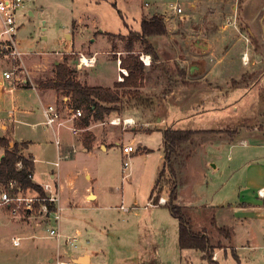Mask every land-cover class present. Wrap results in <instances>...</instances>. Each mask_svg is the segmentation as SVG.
<instances>
[{
  "label": "rangeland",
  "instance_id": "obj_1",
  "mask_svg": "<svg viewBox=\"0 0 264 264\" xmlns=\"http://www.w3.org/2000/svg\"><path fill=\"white\" fill-rule=\"evenodd\" d=\"M118 1L116 6L105 2L99 7H92L86 0H34L31 2L27 10L23 9L19 12V21L22 25L18 33V39L21 42L20 47L22 51L30 53L24 58V65L22 68L25 72L21 75L29 79L30 85L34 84L38 88L39 80L46 79L55 74V61L67 59L68 63L78 70V78L82 82L96 85H108L114 82L113 86L115 83H118L117 55L115 52L126 50V45L128 41L131 40L129 35L131 29L141 30V12L143 10L153 11L156 9V2L153 3L154 0H146L151 2V5L148 7H142L140 0L128 1L127 5L124 0ZM156 1L160 4L158 7L159 10H165L171 3L180 2L185 11H187L191 8L190 3L192 0ZM201 1L204 3L207 0ZM254 1L256 0H249L247 2L246 9L248 10L245 11V13L237 12L233 14L232 9H229L228 13H225L221 18L214 21L216 25L225 22L230 23V21H232L230 28L224 33L228 36L229 40L221 44L217 56L225 54L227 51L229 52V49L232 48L230 43L237 41L236 50L234 49L230 52V54H234L233 61L228 65L230 66V70L224 73L223 80L225 82V87L223 90L221 89V91L217 90V97L215 96L216 98H214L217 99L223 107L217 110V114L221 115V120H219L217 124L213 123L214 113L212 111L194 113L195 110L201 108L204 101L212 102V100H214L212 98L210 99V94H214V91L192 88L188 91L190 97L182 101L179 98L181 95L179 91L176 90L173 92L174 87L172 91L165 92L169 87L173 86L172 84L175 83V81L181 82V77L174 76L170 84L171 77L168 76L170 68L164 64L152 62L151 65L146 66L148 68L144 70L143 79L139 82L140 84L138 83L137 88L134 86L114 87V89H118L122 95V100L118 104V110L112 112V114L106 116L103 120H92V124L94 125L93 130L103 135V139L100 140V143H104L103 149L99 148L93 151L94 154L92 155V153L84 152L81 150L80 146H77L76 154L78 155V164L77 168L73 170L77 174V192H72L70 195L74 204L72 206L63 207L60 212V227L63 234L71 235V233H75L77 228L83 233L77 242V247L66 244L64 239L57 241L48 236L49 228L58 226L53 217L48 222L43 221V224L33 228V230H28L26 233L13 231L14 228L11 226H14V223L6 224L5 220L2 219L0 225V242L2 244L0 248V264H43L48 253L56 255L58 245L69 251H79L85 244L89 245L93 252L100 246L105 248L106 251L112 252L104 255L103 259H96L94 261L95 264H119L114 261L115 259L112 261L113 250H118L120 248L119 246H121V241L118 240L119 233H124L129 230H131L129 233H149L148 236H146V240L150 241L153 239L154 243L158 245L157 247H159L162 256L166 255V246L162 244H166L169 240L175 242V233H178V221L170 218L171 214L168 207L156 208V210H154L156 212H154L152 209L155 207L154 204V206H146L150 203L149 197L157 179L160 177L159 171H161L164 166L160 163V154L163 152V149L160 148H164V134L162 130L169 127L201 129L212 126L213 124L217 127L226 126L231 128L236 127L242 122L252 123L256 121L258 118L257 108L260 105V99L264 101V88L261 89L262 93H257V87H254L253 90L247 94H245L248 91L247 88L242 85L229 89L230 86L236 84L230 77L233 74L238 75L243 69L244 71L253 72L254 79L250 80V83L255 82L256 85L264 87V83L261 84L262 77H264V11L261 10L264 8V0H257L262 1L261 7L258 9H253V5L250 4V2L254 3ZM233 2L235 4L238 3L241 8L246 0H232V3ZM224 4L225 3H222V5ZM29 6L32 9L31 15L28 13ZM26 11L27 14H25ZM261 11L262 13H260ZM189 12H191V10H189L188 13ZM210 13V11H207L206 17H210ZM86 16H89L90 20L96 18L100 23V30L111 33L121 32L124 37H119L117 35L106 36L104 39L99 38V40L91 42L90 36L94 39L99 37L98 31L93 34L89 32L85 34L86 29L83 30L84 32H81L78 28L73 30L75 20L79 17ZM174 18L176 23H185L180 15ZM247 18H250L251 22H248ZM125 21L128 25L124 23ZM186 23V32H183V37L187 38V35L192 34V43L187 46L185 52L194 53L195 42L193 39L203 37L198 35V29L203 27H207L208 29L211 22L208 19H205V21L198 19L189 20V22ZM248 23L251 25V31L247 29V27H249ZM242 24L246 26L243 28L241 27ZM70 33H72V35L68 37V40L70 41L72 37H74L76 42L71 50L67 45V35ZM159 39H165V37H151V41L154 43H158ZM163 45V52L166 55H170L172 49L167 48L169 47L168 42H163ZM134 47L137 51L145 50V45L140 42H136ZM95 49L101 50L96 64L93 67H79L81 55L84 54L86 57L91 56L93 55L92 50ZM243 50H245V52L251 50L250 52L255 58L257 57V61L254 64L250 63L242 67L241 65L243 62L239 63L236 54L241 56ZM105 51H107L108 54ZM231 70L234 72L228 77ZM236 79L239 78H234V80ZM142 87H144V90H141ZM133 91H138V94H141L142 97H150L152 99L154 107H152L153 112L151 111L149 114H156L157 121L161 117L165 120L162 124V127H164L163 129L158 130L154 128V131L149 134H144L147 132H142L139 128L135 131L130 127L131 125H126L123 121L121 122L118 117L123 118L130 114L135 116L136 112H139L135 109V106H137V104L139 105L138 95L134 94ZM32 92L33 91H31V93ZM244 94V101L242 100L240 103L238 101L236 103L234 102V100L237 98L239 99ZM206 97L207 99H205ZM249 101V106L244 109ZM143 106L148 108L146 105ZM38 114V111H36V115ZM179 114H183L184 118L178 119L177 115ZM225 115L226 117H224ZM116 118L121 122H119L117 126L112 125L115 124L112 120ZM37 120H39V118H37ZM50 131V128L44 125H40L38 128L34 129L26 126V137L34 140L32 151L37 158L36 177L41 180L42 178L46 179L48 173L51 172L50 169L53 168L51 163L53 160L52 152L47 149L49 146L53 147L50 143L51 138L53 140ZM86 132L89 133L91 131L88 129L83 133ZM106 132L110 134L108 139L105 136ZM121 134L124 137L119 138ZM71 136L72 133L69 128L62 127L60 129L59 137L61 140L62 138H70ZM133 136H135L138 141H145V144L152 150L147 152L143 149L134 153L129 159V167L124 170L122 145L129 144L127 139ZM117 138H119L118 141H116ZM48 141L49 145L46 144ZM100 143H98V145ZM107 143L108 149H105ZM197 144V139L188 142L187 145L183 146V150H181V148L178 154L173 155V162L176 163V159L182 157V155L186 156L188 150L194 148L193 146ZM198 146L199 145H197V147ZM177 161L178 164H180V160ZM183 164L182 162L181 167ZM87 170L92 173V180L85 178ZM169 178V169L167 168L165 176L162 178V185L165 184V190L169 186L167 182ZM88 185L92 186V189L98 193L99 197L95 201L85 203L82 199ZM0 187L2 188L3 185L1 184ZM133 200H137V207L135 210H138L140 213L138 216L134 215L133 211L135 210L129 214H124L123 210L118 208L121 205L124 207L130 206V202H133ZM32 213L33 216H35L39 212L34 211ZM150 213H153V215H150ZM190 213L194 214V221L192 222L194 228H201L203 224H205L201 220V215L203 216L202 212H200V210H193ZM164 214L168 216L164 217ZM36 219L39 220L40 218L32 217L26 221L30 224L32 221L35 222ZM10 228L12 230H10ZM16 228L14 230H16ZM87 233L91 235L89 236V243L85 237ZM166 233H173V237L171 239L170 236L166 238ZM13 235L25 237L20 247H14L12 245L11 238ZM154 247L155 245L152 244L151 248ZM167 247H170V245L168 244ZM248 253L249 252L246 251L245 255ZM173 254L177 256L176 252ZM173 254L172 251L170 252L169 250V255ZM245 255H241V264H264V250H262L256 260L255 258H250ZM196 262L197 261H195V264H201L200 262ZM208 262L209 261H206V264L210 263ZM184 264H188V262L185 261ZM220 264L240 263L232 251H229L227 256L224 251H221Z\"/></svg>",
  "mask_w": 264,
  "mask_h": 264
},
{
  "label": "crops",
  "instance_id": "obj_2",
  "mask_svg": "<svg viewBox=\"0 0 264 264\" xmlns=\"http://www.w3.org/2000/svg\"><path fill=\"white\" fill-rule=\"evenodd\" d=\"M86 1H88L92 7H99L105 2L111 3L116 6L119 2L118 0ZM124 1L127 5L128 1L132 0ZM248 1L249 0H246L243 7L240 8L238 3H232V0H207L204 3H202L201 0H192L190 3L191 8L189 9L191 10V12L188 13L189 10L185 11V9L183 8L184 14L180 15V17L182 18V20H184L183 22L185 23L180 24V22L176 23V20L174 18L175 16H179V14H176L170 8V6L166 7L165 10H159L158 7L160 6V4H158V2L154 0L153 3L156 2V9L153 11L143 10L141 12V23L143 18H150L156 14H161L164 17L168 33L158 36H164L165 39H159L158 43H154L150 38V42H152V44L154 45L157 56L155 57L147 50L137 51L135 47L133 48V51H129V48L126 47V50H119L115 52V54L117 55V77H119L120 74V59L122 61L131 54L139 55V58L141 59V54H145L151 57V64L152 62H155L156 64H164L168 66L170 68L168 76H170L171 78H173L174 76H180L181 80L184 78L183 81L178 82V84H176L175 86L169 87L165 92L172 91L174 87L173 92H175L176 90L179 91V93L181 94L179 98L184 101L186 98L190 97V93H188V91H190L192 88H202L214 91V94H210V99L216 98L217 90L221 91V89L223 90L225 87V82L223 80L224 73L230 70V66L228 65H230L234 58V54H230V52L234 49L236 50L237 41H231L232 43L230 44L232 45V48L229 49V52L227 51L225 54L217 56V52L220 49L219 47L221 46V44L229 40L228 36H226L224 33L230 28L232 21H230V23L225 22L220 25H216L214 21L221 18V16L225 13H228L229 9H232L233 14L237 12L245 13V11L248 10L246 9V4ZM140 3L142 4V7H148L151 5V2L146 0H140ZM222 3L225 4L222 5ZM261 3L262 1L257 0L254 1V3L250 2V4L253 5V9H258L259 7H261ZM180 5L182 6L181 3ZM28 9V13L31 15V7L29 6ZM261 10L264 11V8H262ZM207 11L211 12L210 17H206ZM262 11L260 13H262ZM198 19H202L203 21H205V19H208L211 24L208 29L207 27L198 29V35L203 37L194 38V53H187L185 51L187 49V46L192 43V34H186L187 38L183 37L184 33L186 32V22H189V20ZM247 20L249 22L250 18H247ZM124 23L128 25L126 21ZM248 25L249 27H247V29L251 31V25L249 23ZM244 26L246 25L242 24L241 27L244 28ZM100 27V23L96 18H92L90 20V17L86 16L79 17L75 20L73 30H76V28H78L81 32H84L83 30L86 29L85 34L87 32L93 34L94 32L98 31V38L94 39L92 36H90V41L93 42L99 40V38L104 39L106 36H109L106 33H111L100 30ZM70 35H72V33L67 35V45L71 50L74 43L76 44V42L74 37H72L70 41L68 40V37ZM163 42H168L169 47L167 48L172 49L170 55H166L163 52ZM250 51L251 50H249V52H245V50H243L241 56L236 54L239 63L243 62L241 65L242 67L243 65L247 66L250 63L254 64L257 61V57L255 58V56ZM92 52L93 55L91 56H95L97 62V59L99 57L98 55L101 53V50L95 49L92 50ZM105 52L107 53V51ZM29 54L30 53L27 52L25 56H28ZM244 55H246L245 59ZM147 60L149 59L147 58ZM60 62L62 61L56 60L55 64L57 65ZM1 66L2 68L4 67L6 69L11 68L12 62L9 58H3ZM146 66L149 65L145 64L144 70L148 68ZM121 67L125 68L129 74V69L122 63ZM233 72L234 71L231 70L228 77H230ZM239 73L238 75L233 74L230 77L236 84L234 86H230L229 89H233L242 85L245 86L248 90L245 94L252 91L254 87H257V93H262L261 89L264 87L256 85L255 82L250 83V80L254 79L252 71H244L243 69V71ZM54 75L51 77H54ZM234 78L239 79L234 80ZM46 79L39 80L38 88L35 85H30L28 82L27 84L18 85L11 92L6 91L5 88L0 85V137L6 135L10 137L12 140L11 146L14 145L15 141L25 142L28 144V146L24 149V153L25 156L32 158L34 161L35 169L33 180L41 187L45 183L52 184L53 191L58 196V205L57 202L54 205L55 208L57 207L61 212L63 207L72 206L74 204L70 195L72 192H77V174L73 171L77 168L78 164V155L76 154L77 146H80L82 151L92 153L93 155V151L102 148L104 146V143H100V140L103 139V135H100L99 133H96L95 130H93L94 125L91 121L90 126L84 128L81 127L83 128V130L76 135H74L71 131L72 136L70 138H62L60 146L58 147L56 145L54 139L56 136H59L60 129L62 127L52 129L44 123L43 105L45 103H56L59 107L64 109L67 106H71V102L69 96L62 97L55 89L42 86L41 82ZM141 81L142 80H140V82ZM263 83L264 77H262L261 84ZM3 84L6 87H11L12 81L3 80ZM87 84L96 85L90 83ZM113 84L114 82L108 85L103 84L102 86L111 88L116 87L117 83H115L114 86ZM141 90H144V87H142ZM31 91L33 92L31 93ZM33 94L35 95V97ZM245 94L239 99L237 98L236 100H234V102L236 103L238 101L240 103L242 100L244 101ZM205 99H207V97ZM212 102L204 101L201 108L195 110L194 113L212 111L214 113L213 123L217 124L219 120H221V115L217 114V110L223 107L221 106L220 102L217 101V99L212 100ZM249 104L250 101L245 105L244 109H246ZM259 104L260 105L257 108L258 118L255 122H242L239 123L236 127L231 128L226 126L217 127L213 124L212 126L196 129L201 130L202 132L195 133L190 138V141L188 140L187 142H184L181 145V150H183V146L187 145L188 142H192L196 139L198 142L197 145L199 146H193L194 148L189 149L186 156L182 155V157H178L176 159V163H174L178 178L177 202L184 207L185 213L190 220L192 229L196 232H205L210 237L212 245L216 247L214 255H216L217 258L214 260H216L218 264H220L221 251H224L226 256L228 255L229 251H232L241 264V255H245L246 251H248L249 253L245 256L255 258L256 260L257 257L261 254L262 250H264V198L258 195V190L264 187V101L260 99ZM152 107L146 108L143 105H137L135 106V109H137L139 112H136L135 116L130 114L124 116L123 118H118H120L121 122L124 119H132L134 123L129 125H131L130 127L133 128V130L136 131L139 128L142 132H147L144 134H149L150 132L154 131V128L158 130L163 129L164 127H162V124L165 121L162 117L157 121L156 114H149L151 113V111L153 112ZM36 111H38V115H36ZM177 116L178 119L184 118L183 114H179ZM224 117H226V115ZM37 118H39V120H37ZM79 120L76 121V124L80 127ZM40 125H44L47 128H50L51 136H53V140L52 138L50 140V143L53 145V147H47V149L51 150L52 152L53 160L51 163L53 165V168L50 169L51 172L48 173L47 178H42V180L36 177L37 158L32 151L34 140L32 138L26 137V126L34 129L38 128V126ZM112 125L117 126L119 124L115 123ZM88 129L91 132L83 133ZM109 135V132H106L105 136L107 139L109 138ZM122 137L124 136H122L121 134L119 138ZM119 138H117L116 141H118ZM127 141L128 143H140L142 145V150L144 149L147 152L152 150L147 146V144H145V141H138L135 136L127 139ZM98 143L100 144L98 145ZM46 144L49 145V141ZM105 149H108V143L105 145ZM160 149H163V152L160 154V163L164 165L166 156L165 142L164 148ZM5 152V148H0V160L5 155ZM62 155H67L68 157L61 158L59 160V166H56L54 163L58 161L59 156L62 157ZM177 160H180V164H178ZM182 162L184 164L181 167ZM85 178L88 180H92L93 176L89 170L86 171ZM34 192L39 193V191ZM162 196H164L167 200L169 198L167 192ZM98 197V193L92 189L91 185H88L86 191L83 194L82 200L85 203H89L90 201L97 200ZM149 202V205L146 206L155 205H153L152 203L151 195L149 197ZM136 203L137 200H133V202H130V206L128 205L122 208L123 205H121L118 208L122 209L124 214H129L137 207ZM159 207L166 206L164 204H159L155 205V207H153L152 209L154 211ZM193 210H200V212H202L203 214V216L201 215V220L205 224H203L201 228L196 229L192 224V222L194 221V214L190 212ZM133 213L136 216L140 214L138 210L133 211ZM170 214V218L176 219L178 221V219L174 217L171 212ZM150 215H153V213H150ZM167 216L168 215L164 214V217ZM32 217L40 219H36L35 222L32 221L29 224L26 220L31 219ZM52 217L54 218V213L47 215L38 213L35 216H33L32 214V216L15 220L3 216L5 223H14V226L11 227L14 229L17 227L16 230L13 229V231L19 233H26L28 230H33V228L40 226L44 222H48ZM54 221L56 222L55 218ZM56 223L58 224L57 227H59L61 230L60 222ZM57 227H51L49 229ZM10 230L12 229L10 228ZM77 231L80 233V236L83 235L80 229L77 228L75 230V233ZM130 231L131 230L124 233H119V235L117 234L118 240L121 241V246H119L120 248L118 250H113L112 261L115 259L114 261L118 262L119 264H184L185 261L188 262V264H195V261H197L196 263L200 262L201 264H206L207 260L203 258V252H201L200 250L180 248L179 221L178 233H175V242H173V240H169L166 244H162L166 246V255L163 256L159 251V247H157L158 245L154 243L153 239L150 241L146 240V236H148L149 233H129ZM75 233H71V235H74ZM166 234V238L170 236L171 239L173 237V233ZM89 236L91 235L88 233L85 236L88 243L90 242ZM54 239L55 238H53V240ZM23 241L24 239L22 240V243ZM65 243L71 245L66 241ZM152 244L155 245L154 248H151ZM168 244L170 245V247H167ZM1 245L2 244L0 242V248ZM169 250L170 252L172 251V254L176 252L177 256H175V254L169 255ZM191 251H194L195 253ZM107 253L110 254L112 252L106 251L105 248L101 246L93 252L90 246L86 244L83 245L79 251H69L68 249L62 248L58 245L56 255H53V253H48L43 264H56L58 259H63L66 261L70 260L71 264H95L94 261L96 259H103L104 255H106ZM83 256L87 257L86 263H82L81 261H79V258Z\"/></svg>",
  "mask_w": 264,
  "mask_h": 264
},
{
  "label": "trees",
  "instance_id": "obj_3",
  "mask_svg": "<svg viewBox=\"0 0 264 264\" xmlns=\"http://www.w3.org/2000/svg\"><path fill=\"white\" fill-rule=\"evenodd\" d=\"M127 25V24H126ZM168 33L167 26L163 15L156 14L150 18H143L141 30H131L130 38L126 47L133 51L135 42L145 45V50L152 53L155 57L156 50L150 38L152 36L165 35ZM109 36L117 35L124 37L123 33H106ZM121 63L129 69V74L125 76L124 81L117 83V88L134 86L137 88L140 80L143 79L144 64L139 55L131 54L123 59ZM172 83L173 78L170 79ZM184 78L181 80L183 81ZM44 87L55 89L62 97L69 96L71 106L80 108L83 114L79 120L80 127H87L91 121L103 120L106 116L119 109L118 104L122 100V95L118 89L105 87L102 85H89L82 83L78 78V70L72 67L68 60L56 65L54 77L48 78L41 82ZM178 81L172 85L175 86ZM172 87V86H171ZM138 95L139 105L153 106L150 97H142L138 91H133ZM138 105V104H137ZM201 130L182 129V128H165L163 130L165 142V163L160 171V177L157 179L151 194L152 203L159 205V199L164 193H168L169 198L164 204L170 212L179 221V245L181 249H197L203 252V258L211 264H218L213 259L215 246L212 245L210 237L205 232H196L192 229L184 207L178 201V179L174 168L173 155L178 154L181 145L190 140V138ZM233 133V132H232ZM11 138L6 136L0 137V148H5V155L0 160V183L7 184L12 180L18 183L19 187L39 191L42 196L46 195L44 188L34 182L30 175H34V161L32 158L25 156L24 149L28 146L25 142L15 141L11 146ZM90 146V145H88ZM21 162L22 166L18 165ZM167 168L169 169L170 178L167 181L169 186L165 190V184L162 185V178L165 176ZM167 183V185H168ZM40 205L37 204V207ZM49 208L55 210V205L49 203Z\"/></svg>",
  "mask_w": 264,
  "mask_h": 264
},
{
  "label": "built area",
  "instance_id": "obj_4",
  "mask_svg": "<svg viewBox=\"0 0 264 264\" xmlns=\"http://www.w3.org/2000/svg\"><path fill=\"white\" fill-rule=\"evenodd\" d=\"M34 0H0V85L5 88L6 91H12L15 87L22 84H27L29 79L21 74L25 71L23 70L24 57L26 53L21 50L20 42L18 39V33L21 28L19 21V12L23 9L27 10L28 5ZM170 8L179 15L184 14V9L179 2H174L170 5ZM26 14V13H25ZM81 55L79 60V66H94L96 64L95 56ZM141 59L145 64H151V57L149 55L141 54ZM3 58H9L12 62L11 68H2L1 62ZM147 58L149 60H147ZM119 81H124L125 75L128 74L127 70L121 67V59L119 60ZM3 80L12 81L11 87H6L3 84ZM34 85V84H33ZM83 111L80 108H74L73 106H67L64 109L59 107L56 103H45L43 105V116L44 123L51 127L52 129L67 127L74 135L78 134L83 128L77 126L76 121L81 118ZM130 119H124L123 123L126 125L133 124V120L129 122ZM113 121V120H112ZM111 121V122H112ZM121 123V122H120ZM55 143L59 147L61 144V139L59 136L55 137ZM142 150V145L140 143H129L122 146V153L124 156L123 167L124 170L130 165L129 159L138 151ZM67 158V155L59 156L58 161L54 164L59 166L61 158ZM19 166H22L21 162H18ZM129 175V174H127ZM32 178L33 176L30 175ZM46 192L45 196L40 193L34 192L30 189L22 188L18 186L15 180L4 184L0 190V225L1 220L4 217L9 219H23L32 215L34 211H38L41 214H52L54 213V218L56 222H60V209L57 207L55 210L49 208V203L55 204L58 201V196L53 191V186L50 183H45L42 186ZM258 195L264 198V187L258 190ZM167 199L161 196L159 199V204H165ZM37 204L40 206L37 207ZM124 208V206H122ZM52 238L65 239V241L72 246L76 247L77 242L80 239V233L77 231L74 235H65L61 232L60 228L49 229V235ZM23 236H13L12 244L14 246L22 245ZM216 255L213 259H216ZM56 264H71V261H66L63 259H58Z\"/></svg>",
  "mask_w": 264,
  "mask_h": 264
},
{
  "label": "water",
  "instance_id": "obj_5",
  "mask_svg": "<svg viewBox=\"0 0 264 264\" xmlns=\"http://www.w3.org/2000/svg\"><path fill=\"white\" fill-rule=\"evenodd\" d=\"M86 259H87V257L83 256V257L79 258V261H81L82 263H86Z\"/></svg>",
  "mask_w": 264,
  "mask_h": 264
},
{
  "label": "bare ground",
  "instance_id": "obj_6",
  "mask_svg": "<svg viewBox=\"0 0 264 264\" xmlns=\"http://www.w3.org/2000/svg\"><path fill=\"white\" fill-rule=\"evenodd\" d=\"M245 56H246V55H245ZM245 56H244V59H245ZM85 57H86V56H85ZM85 57H84V58H85ZM246 59H247V58H246ZM131 121H132V119L129 120V122H131ZM114 122L118 124L120 121H119L118 118H116V119L113 120V123H114Z\"/></svg>",
  "mask_w": 264,
  "mask_h": 264
}]
</instances>
